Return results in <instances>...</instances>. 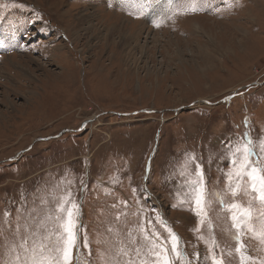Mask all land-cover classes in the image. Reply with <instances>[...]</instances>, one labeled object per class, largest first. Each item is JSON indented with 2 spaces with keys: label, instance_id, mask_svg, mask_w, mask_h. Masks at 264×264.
Here are the masks:
<instances>
[{
  "label": "rangeland",
  "instance_id": "1",
  "mask_svg": "<svg viewBox=\"0 0 264 264\" xmlns=\"http://www.w3.org/2000/svg\"><path fill=\"white\" fill-rule=\"evenodd\" d=\"M249 161L264 0H0V264L55 257L70 202L73 264H264Z\"/></svg>",
  "mask_w": 264,
  "mask_h": 264
},
{
  "label": "snow or ice",
  "instance_id": "2",
  "mask_svg": "<svg viewBox=\"0 0 264 264\" xmlns=\"http://www.w3.org/2000/svg\"><path fill=\"white\" fill-rule=\"evenodd\" d=\"M247 143H250L247 142ZM245 153L247 157H251L252 149L245 147ZM259 155V154H258ZM257 167L254 166L250 161L242 165L240 172L236 174L237 180L245 176H250L252 181L251 188L255 192L257 189L259 190V199L264 202V169H260L261 175L257 176L255 173L257 172ZM196 207L200 209V212L197 215H200L201 212H204V205H205V198L203 191H199L196 195L195 200ZM237 205L233 203L231 205V209L235 211L237 209ZM78 208V205L75 203L70 202V207L62 208L60 210V214L53 217V223L55 225L54 230L51 232V236L45 235L41 239V244L43 248L41 251H47L50 246H53L56 252L55 257L50 259L47 264H73L74 259V252L73 250L77 248V229H76V222L74 219L75 216V209ZM250 211H246L241 214L242 217H250ZM233 220H238L237 216H233ZM235 226V225H234ZM52 237H55V244L49 245L45 243L47 240H51ZM173 241H177L178 238L172 236ZM237 241L242 245V241H240L239 236L236 237ZM2 242V241H0ZM28 243V238L26 235L21 236V240L19 241L18 247H22L24 244ZM84 247H87V242H84ZM241 247H238L236 251H241ZM173 250L177 252V256L181 255L178 251V244H173ZM166 250L161 249V252H165ZM91 255V253H88ZM197 259L199 258V253L196 254ZM81 264H85V262H81ZM154 264H172V262L164 256L163 259L160 258V253H157V260ZM213 264H223V259H216L213 258Z\"/></svg>",
  "mask_w": 264,
  "mask_h": 264
},
{
  "label": "bare ground",
  "instance_id": "3",
  "mask_svg": "<svg viewBox=\"0 0 264 264\" xmlns=\"http://www.w3.org/2000/svg\"><path fill=\"white\" fill-rule=\"evenodd\" d=\"M83 22V21H82ZM75 35V34H74Z\"/></svg>",
  "mask_w": 264,
  "mask_h": 264
}]
</instances>
